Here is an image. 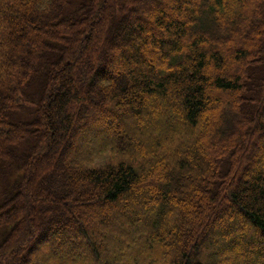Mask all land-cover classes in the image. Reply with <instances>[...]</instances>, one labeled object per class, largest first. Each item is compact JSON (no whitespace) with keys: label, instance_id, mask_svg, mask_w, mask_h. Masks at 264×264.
I'll list each match as a JSON object with an SVG mask.
<instances>
[{"label":"trees","instance_id":"obj_1","mask_svg":"<svg viewBox=\"0 0 264 264\" xmlns=\"http://www.w3.org/2000/svg\"><path fill=\"white\" fill-rule=\"evenodd\" d=\"M144 2L0 0V264H264V0Z\"/></svg>","mask_w":264,"mask_h":264},{"label":"rangeland","instance_id":"obj_2","mask_svg":"<svg viewBox=\"0 0 264 264\" xmlns=\"http://www.w3.org/2000/svg\"><path fill=\"white\" fill-rule=\"evenodd\" d=\"M144 3L147 4V0H145ZM169 10H170V9H169ZM170 12L173 13L172 10H170ZM236 45H239V44H236ZM231 46H234V44H231ZM149 57H150V56H149ZM150 58H151V57H150ZM134 137H135V134H134ZM220 216H221V215H220ZM118 232H119V231H118ZM118 234H119V233H117V231H116L115 234H114L115 237H117ZM131 236H132V235H131ZM127 237H128V236H124V241H129V240H128L129 237H128V238H127ZM132 241L134 242V241H137V240H136V238L133 237ZM228 260H230V259H228Z\"/></svg>","mask_w":264,"mask_h":264}]
</instances>
